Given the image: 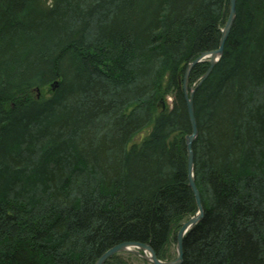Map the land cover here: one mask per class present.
I'll list each match as a JSON object with an SVG mask.
<instances>
[{"label": "trees", "instance_id": "16d2710c", "mask_svg": "<svg viewBox=\"0 0 264 264\" xmlns=\"http://www.w3.org/2000/svg\"><path fill=\"white\" fill-rule=\"evenodd\" d=\"M228 9L229 0H0V264H94L126 241L175 258L176 233L197 210L182 78L217 48ZM207 67L191 68L189 87ZM193 102L203 216L180 264H264V0H236ZM130 255L103 264H132Z\"/></svg>", "mask_w": 264, "mask_h": 264}, {"label": "water", "instance_id": "95a60500", "mask_svg": "<svg viewBox=\"0 0 264 264\" xmlns=\"http://www.w3.org/2000/svg\"><path fill=\"white\" fill-rule=\"evenodd\" d=\"M236 14V0H229V9L227 19L225 21L224 26L221 29V34L219 37L218 46L216 49L210 51H204L200 55H198L195 59L190 61L185 69L183 78H182V91L186 103L188 119L190 123V133L185 136V144H186V152H187V175H188V185L190 186L195 201L197 210L194 215L188 218L186 221L182 223L180 228L176 233V243H175V250L176 256L172 260H161L156 256L155 251L148 243H141L135 241H126L122 243H118L105 252H103L94 262V264H103L108 258H110L113 254L120 253V252H131L145 261L151 264H180L183 257V250H182V241L183 237L186 232L203 216V206L201 202L200 192L197 188L195 179H194V153L192 149L193 142L197 136V123L194 113V102L193 96L195 89L198 84H200L207 75L211 72L212 68L214 67L215 63L218 61L220 56L223 53L224 44L232 27L234 18ZM208 60V67L206 71L203 73L199 79L193 83L191 87H189V74L191 68L201 62L203 60ZM32 92L36 93V98L39 97V88L34 87L31 89ZM165 108V104L163 100L158 102V110L162 111Z\"/></svg>", "mask_w": 264, "mask_h": 264}, {"label": "rangeland", "instance_id": "374dc122", "mask_svg": "<svg viewBox=\"0 0 264 264\" xmlns=\"http://www.w3.org/2000/svg\"><path fill=\"white\" fill-rule=\"evenodd\" d=\"M43 92L44 93L47 92V88H43ZM39 95H40V91H39ZM171 101H172L171 96L166 97L165 102H166L167 107L168 106L170 107ZM165 102H164V104H165ZM147 132H148V130L139 132L138 134L135 135L134 140L135 141L141 140L145 136V134H147ZM130 259L132 261V264H145V260L142 259L141 257H139L138 255L134 254V253H131ZM147 264H151V263L147 262Z\"/></svg>", "mask_w": 264, "mask_h": 264}]
</instances>
